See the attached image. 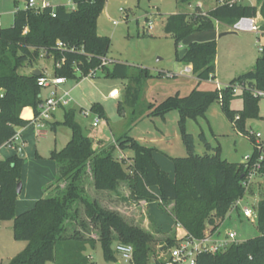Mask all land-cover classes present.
I'll list each match as a JSON object with an SVG mask.
<instances>
[{
	"label": "trees",
	"instance_id": "obj_1",
	"mask_svg": "<svg viewBox=\"0 0 264 264\" xmlns=\"http://www.w3.org/2000/svg\"><path fill=\"white\" fill-rule=\"evenodd\" d=\"M14 1L18 4L21 0ZM72 2L75 8L71 10L64 6L47 8L40 13L19 9L13 25L0 29V148L15 137L18 128L30 124L21 117L24 108L32 107L35 114L39 112L42 102V88L38 86L40 77L32 73L23 74L20 70H34L40 54L44 53L46 59L54 60V77L79 82L80 78L100 68L108 77L128 81L124 102L118 104L119 112L127 117L128 128L147 112L151 117H165L171 111H178L188 156L171 158L174 165V175L171 177L155 161V149L139 145L126 133L117 138L116 143L121 150H134L132 163L125 158L118 160L113 156V146L97 152L93 140L78 123L76 112L66 111L64 125L70 129L71 139L62 150L51 153V159L57 165L58 178L50 186L49 197L38 200L33 208L17 214V187L21 180L22 158L16 153L9 159L0 160V222L11 221L14 239L26 244L9 264H91L87 249H94L97 243L101 244L107 261H117L112 246L120 243L133 247L132 264H169L170 250L180 240L176 234L158 241L150 231L91 199L86 183L90 180L95 190L113 193L126 186L131 200L158 202L159 207L173 217L186 234L197 240L203 239L209 228L211 233L220 228L238 201L249 193L251 196L255 194L254 185L248 188L243 185L247 173L259 157L256 141L248 135L245 122L259 117L261 98L244 91V108L241 111L230 108L235 96L230 89H217L215 93L195 89L187 97L175 95L159 104L145 101L143 90L152 76L147 69L119 62L109 64L112 70L109 65H102L101 59L108 57L111 42L109 38L100 36L97 29L107 0ZM216 2L217 5L209 13L196 7L190 15L168 17L165 32L173 38L178 49L192 34L214 30L216 23L230 27L241 18H255L258 13L264 18V1L260 10L258 6L235 0ZM59 42L68 49L58 48ZM186 47L188 51L183 59H179L180 50L177 59L192 66V73L198 82L214 79L216 42H194ZM77 69L82 76L77 74ZM236 83H247L264 92V44L254 69L230 84ZM214 101L221 103L235 129L247 135L251 141L254 149L247 164L222 159L220 148H212L203 134L200 136L206 152L202 155L195 153L194 137L185 130L186 120L204 116ZM90 111L100 118H106L100 104H93ZM236 116H239V120L235 119ZM259 177L264 180V161L256 179ZM170 206H173L172 210ZM253 211L257 236L232 244L225 251L200 254L197 264H264V197L253 206Z\"/></svg>",
	"mask_w": 264,
	"mask_h": 264
},
{
	"label": "rangeland",
	"instance_id": "obj_2",
	"mask_svg": "<svg viewBox=\"0 0 264 264\" xmlns=\"http://www.w3.org/2000/svg\"><path fill=\"white\" fill-rule=\"evenodd\" d=\"M250 1L256 2L257 0H246L245 3ZM60 3L67 8L74 7L72 0H60ZM216 5V0H107L105 8L99 17L97 30L100 36L110 39L109 60L147 69L150 72L152 76L148 78L143 90L145 101L159 104L168 97L175 95L184 98L191 94L186 96L184 95L186 94L185 92L194 90L196 86L197 90L215 93L219 86L225 87L239 76L254 69L256 59L261 55L259 46H263L264 37L241 31L220 37V34L232 31L218 23H216L214 30L192 34L183 41V44L210 41H215L217 44L216 77L211 80L198 82L193 73H185L189 65L177 59V53L183 47L177 48L173 38L165 32V26L168 17L171 15H190L197 6L201 7L204 13H209ZM25 6L26 2L23 0L19 1L18 4L14 0H0L1 28L12 26L16 11L24 9ZM114 21H117L118 24L114 25ZM150 25H152V29H149ZM258 27L261 29V25L258 24ZM36 64L37 67L35 69L41 70L47 78H54L55 64L53 59H46L45 54L41 53L40 59ZM109 69L112 70V65H109ZM32 71L28 68L20 70L23 74H29ZM78 75L82 76L81 72H78ZM80 79L79 82L74 79H67L66 83L59 88L49 87L41 89L40 98L43 101L52 94L60 97L64 92H70L72 98V103L65 110L58 111L53 115L52 121L46 123V127L43 129V131H46L45 135L40 136L35 125L31 123L35 117V110L32 107L22 110V118L29 121L30 124L24 128L17 129L18 133L19 131L23 132L20 143L17 146H21L25 154L22 158L21 166L20 182L22 183V190L18 194L16 201L17 214L33 208L38 200L47 198L51 194L50 186L58 178L57 165L51 159V153L62 150L71 138L70 129L64 125V113L66 111L74 110L76 112L78 123L82 126L84 132L89 135L97 131L91 126L96 117L95 114L90 112L91 106L95 103L100 104L106 118H99V128L106 127L108 132H112L115 143L117 138L122 137L126 133L141 146L151 147L149 144L155 142L159 146V148L154 147L156 152L159 150L168 156L164 164L161 165L162 167L159 166L171 175L174 172L171 158L188 156V152L184 156L178 155L181 146H185L182 139L180 113L178 111H171L165 117H151L149 116L150 112H147L136 124L128 128L127 117L118 110V100L108 98L111 90L115 88L120 90L124 85V90L120 92V98L124 102L125 89L128 82L108 77L102 70L97 71L94 77L87 78V76H84ZM258 105L259 117L246 120L245 129L247 133L255 132L264 136V98H261ZM230 108L234 111H241L244 108L242 92L234 96ZM83 110L90 113L88 118H84L81 115L80 111ZM217 110L221 111V114ZM209 113L210 117L212 116V123L207 118ZM174 115L177 117L173 120L172 117ZM218 116L220 118H217ZM55 117L58 124L54 123ZM230 122L219 101H214L210 104L204 116H199L197 119H187L185 130L187 133H194L193 135H195V153L202 155L205 152L204 144L199 138V134H203L213 146L220 148L222 159L229 158L231 162L239 163L244 160V157L251 155L253 153V145L248 140L247 135L243 134L245 137L238 135V132L232 127ZM52 125H57V129L52 130ZM166 134L171 136L179 134L181 140L176 143L171 141V145L161 140ZM137 138H141L142 141H138ZM98 149L95 150L99 152ZM112 153L115 158L121 160L131 158L134 155V150L130 148L121 150L120 147L116 146ZM15 154L16 148L14 146L10 144L4 145L0 150V160L9 159ZM120 157L121 159H119ZM252 185H254L255 194L251 196L249 193L243 199L242 205L253 209V206H256L259 200L264 197V180L259 177ZM86 189L91 199L97 200L106 208L119 212L127 221L140 226L146 231H150L158 241L174 236L175 230L171 232L155 231L156 226L161 227L160 225H162L164 228L175 226L170 219L172 217L161 209L159 205H153L149 209V215L152 220L155 223H159L156 226L152 222H145L143 209L139 204L129 209V201L132 203L134 201L130 199V191L126 186L120 187L118 193L103 192L95 190L89 180L86 183ZM126 198L128 201H125ZM117 207H119L120 211H118ZM130 210L132 212L128 214ZM77 227L80 226L77 224ZM223 227L233 229V232L237 233L239 241H245L258 235L254 221L247 220L242 216L238 217L235 214L231 220H228V218L225 220ZM209 232L210 230L208 229L206 234ZM176 233L178 239L186 235L185 230L180 227H176ZM8 234L12 236V228L9 229ZM92 236L96 237L95 235ZM117 244L115 243L112 246L117 261H107L103 254V248L99 243L96 244L94 249L88 247L86 254L90 263L132 264V262L125 263L117 254ZM46 264L52 263L47 262Z\"/></svg>",
	"mask_w": 264,
	"mask_h": 264
},
{
	"label": "built area",
	"instance_id": "obj_3",
	"mask_svg": "<svg viewBox=\"0 0 264 264\" xmlns=\"http://www.w3.org/2000/svg\"><path fill=\"white\" fill-rule=\"evenodd\" d=\"M236 2H245L246 0H235ZM47 8H55L50 3L46 1H42L38 3L37 0H28L26 3L25 9H31L36 13H40ZM122 11V10H121ZM54 15V14H53ZM1 18V16H0ZM114 25H117L118 22L114 21ZM2 27V22L0 20V29ZM149 29H152V25L149 26ZM229 30L232 32H251L255 34L260 33V29L258 27V23L255 18H241L238 22H236L233 26L229 27ZM57 47L60 49H68L62 43H58ZM263 46H259V51L262 52ZM71 51H74L72 49ZM102 65L107 66L112 63L108 57H104L101 59ZM100 68L91 71L87 78L94 77L99 71ZM80 72L77 69V74ZM186 73H191L192 69L187 68L185 70ZM66 78L64 77H54V78H47L46 76L40 77L38 79V86L40 88H59L60 86L66 83ZM230 89L234 95H238L239 93H243L244 91H250L254 97L264 98V92L259 91L253 87H250L247 83H236V84H229L225 87H220L218 90H225ZM120 96L119 90L114 89L109 94L108 97L112 99H117ZM72 103L71 93L64 92V94L60 97L52 94L49 98L45 101L42 100L41 104L39 105V112L35 114L34 120L32 124L38 130L39 135L41 136L44 131L43 129L46 127V123H49L53 119V115L56 114L60 110H65ZM91 112V111H90ZM81 115L84 118H88L90 113L88 111H80ZM92 113V112H91ZM99 116L96 115L94 118L91 126L92 128H97L100 124ZM236 120H239V116H236ZM248 135L255 139L257 144V149L259 151V157L250 171L247 173L245 180L243 181V185L248 188L251 186L256 178L260 175V170L262 168V162L264 161V136L260 133L250 132ZM20 141V135L17 133L15 137L8 143L14 148H17V144ZM7 145V144H6ZM252 155H248L244 158V163L247 164L251 160ZM242 201V200H241ZM241 201H238L233 207H241L240 210L242 211V215L244 218L254 221L255 214L252 208L248 206H242ZM215 233H208L203 239L197 240L192 236L186 234L185 237L179 240V244L170 250L171 255V262L169 264H197V258L200 254L203 253H217L221 251H225L228 247L232 244H237L240 241L238 240L237 233L230 231L228 232L225 237L223 238H215ZM219 234V233H218ZM116 252L121 257V259L125 263H131L133 261L134 249L131 245H125L118 243L116 245Z\"/></svg>",
	"mask_w": 264,
	"mask_h": 264
},
{
	"label": "crops",
	"instance_id": "obj_4",
	"mask_svg": "<svg viewBox=\"0 0 264 264\" xmlns=\"http://www.w3.org/2000/svg\"><path fill=\"white\" fill-rule=\"evenodd\" d=\"M43 0H37V2L38 3H41ZM44 1H46V2H48V3H50L53 7H57V6H63L61 3H60V0H44ZM262 1H264V0H261V1H256V2H252V1H250L249 3H246V4H248V5H251V6H258V9L260 10V8H261V2ZM197 7H199V6H197ZM67 8V7H66ZM75 8V5H74V7H71V8H68V9H74ZM255 19H256V21H257V23L259 24V25H261V26H263V28H261L260 29V33L259 34H255V35H262L263 37H264V18L262 17V15L260 14V13H258V15H257V17H255ZM218 24H220V25H224V24H221V23H218ZM224 26H226L228 29H229V26H227V25H224ZM228 33V32H227ZM247 33H251V32H247ZM223 34V33H222ZM222 34H220V35H222ZM219 35V36H220ZM229 35V34H228ZM226 36V35H225ZM188 44H181V46L180 47H183V48H185L186 46H187ZM257 59H258V57H257ZM257 59H256V61H257ZM256 64V63H255ZM188 68H191L192 69V66H188ZM186 73V72H185ZM192 73V72H191ZM191 73H186V74H191ZM128 82V81H127ZM128 85V84H127ZM196 88H197V86H196ZM195 88V89H196ZM116 89V88H115ZM194 89V88H193ZM194 89V90H195ZM114 90V89H113ZM124 90V85H123V87L119 90V93L121 92V91H123ZM112 91V90H111ZM110 91V92H111ZM186 91V90H185ZM193 91V90H192ZM191 90H188V91H186L185 93L186 94H184V95H189L191 92H192ZM182 95V94H181ZM109 98V97H108ZM109 99H111V100H118V103H120L121 101H122V99L120 98V96L117 98V99H112V98H109ZM149 103H151V102H149ZM152 103H154V104H157L156 102H152ZM219 110H221V109H219ZM218 111V110H217ZM209 112H211V111H209ZM219 112V114H221L220 112L221 111H218ZM171 114V113H170ZM35 116V115H34ZM168 116H170V115H168ZM21 117H22V114H21ZM177 116L176 115H174L172 118H173V120L176 118ZM207 118L211 121V123H212V116L210 117V113H209V116L207 115ZM217 118H220L219 116L217 117ZM32 123V122H31ZM54 123H57L58 124V121L56 120V117H55V119H54ZM231 123V125H232V127L235 129V127H234V125H233V123L232 122H230ZM210 125V124H209ZM99 126L97 127V128H94V129H97V131H95L94 133H90L88 136L93 140V142H94V148L95 149H98V151L100 152L101 150H103V149H105V148H107V147H110V146H113V145H116L117 146V143H115V141H114V134L112 133V132H108L107 131V128L106 127H103V128H99ZM51 129L52 130H56L57 129V125H52L51 126ZM22 130V129H21ZM237 131V130H236ZM238 132V135H240V136H244L241 132H239V131H237ZM17 133H18V130H17ZM22 131H19V135H20V138L22 137ZM192 133V132H191ZM46 134V131H44V133L42 134V135H45ZM194 134V133H193ZM193 134H191V135H193ZM201 134H199V138H200V140H201V136H200ZM193 137H194V141H195V135H193ZM245 137V136H244ZM204 138H205V140H206V142L212 147V148H217V147H215V146H213L212 145V143L211 142H209V140L207 139V137L206 136H204ZM248 138V137H247ZM71 139V138H70ZM137 140L138 141H142V139L141 138H137ZM161 140L162 141H164V142H166V143H169V144H171V141H174L175 143L176 142H179V140H181V136L179 135V134H177V135H175V136H171V135H168V134H166V135H164L162 138H161ZM248 140H249V138H248ZM156 141V140H155ZM250 141V140H249ZM69 142V141H68ZM201 142L204 144V142L201 140ZM251 142V141H250ZM19 143H20V141H19ZM252 144V143H251ZM67 145V144H66ZM151 147H153V149H155L154 147H156V148H159V146H157V144H155V142H151V144H149ZM172 145V144H171ZM177 145H179V146H181L180 144H177ZM116 146H114V147H116ZM150 147V148H151ZM2 148V147H1ZM1 148H0V150H1ZM186 147L184 146V147H182L181 146V149H179V154L178 155H181V156H184V155H187V149H185ZM204 148H205V152H206V147H205V144H204ZM254 149V148H253ZM156 150V149H155ZM186 150V151H185ZM195 150H196V148H195ZM204 152V153H205ZM213 152V150L212 151H210V153H212ZM16 153H17V148H16ZM171 153V152H170ZM165 154L163 153V152H161V151H157V152H155L154 153V159H155V161L161 166V165H163L164 164V161H165V159L168 157L167 156V154L164 156ZM170 155H172V154H170ZM201 155V154H200ZM185 157H187V156H185ZM230 157V156H229ZM133 158V155H132V157L131 158H128V162L129 163H132V159ZM222 158V157H221ZM245 158V157H244ZM119 159H121V157L119 158ZM225 160H227L228 162H231L230 160H229V158H225ZM244 161V160H243ZM243 161H240L239 163H244ZM232 163H237V162H232ZM162 167V166H161ZM171 177H173V175H174V172H173V175H171V174H169ZM155 191V193L156 194H158V191H157V189H155L154 190ZM130 196V195H129ZM128 196V197H129ZM128 201V199L126 198L125 199V201ZM243 201V200H242ZM241 201V202H242ZM129 209L130 208H133V207H135V206H137L138 204L142 207V212H143V216L145 217V222H148V223H153V224H155V226L157 225V224H159V223H155L153 220H152V218H151V216L149 215V209H150V207L151 206H153V205H158V202H151V203H147V202H144V201H141V202H136V204H135V202H131V201H129ZM241 205H242V203H241ZM243 207L245 206V205H242ZM118 208V211H120V209H119V207H117ZM172 208V206H170L169 207V209H171ZM241 208V207H240ZM240 208L239 207H233L232 209H231V211L229 212V214L227 215V217L225 218V220L228 218V220H231L232 219V216L235 214L236 216H238V217H243V215H242V211L240 210ZM132 211L130 210L129 212H128V214H130ZM17 213V212H16ZM171 220H172V222L175 224V226H171L170 228L169 227H166V228H164V227H162V225H160L161 227H157V229H156V227H155V231L157 232V231H162V232H171L172 230H175V234H177L176 233V227H180V228H182L181 226H179V225H177L176 223H175V221H174V219H173V217L172 218H170ZM225 220H224V222H225ZM248 220V219H247ZM224 222L222 223V225L220 226V228L217 230V231H215V232H212V233H215L214 235H216L215 236V238H218V237H220V238H223V237H225V235L228 233V232H230V231H233V229H231V228H229V229H226V228H224L223 227V224H224ZM160 224H162V223H160ZM13 227V223L11 222V221H5V222H0V264H9L10 263V261L15 257V256H17L20 252H22L23 250H24V248L26 247V244L25 243H23V242H17L15 239H14V236H13V234H12V236H10V234H8L9 233V229H11ZM209 230H210V228H209ZM12 231H13V229H12ZM186 233V232H185ZM210 233H211V231H210ZM219 233V234H218ZM176 237H177V235H176ZM238 237V236H237ZM178 239V238H177ZM182 239V238H181ZM240 242H242V240H240ZM119 264V263H118Z\"/></svg>",
	"mask_w": 264,
	"mask_h": 264
},
{
	"label": "water",
	"instance_id": "obj_5",
	"mask_svg": "<svg viewBox=\"0 0 264 264\" xmlns=\"http://www.w3.org/2000/svg\"><path fill=\"white\" fill-rule=\"evenodd\" d=\"M228 34H236V32L223 33L222 35H220V37L225 36V35H228ZM187 51H188V48H187V47H185V48H183V49H181V50L179 51V59H180V60L183 59V57L185 56V54L187 53ZM42 74H43V72H42L41 70H39V69H34V70L32 71V75L37 76V77H41ZM17 154H18V156H19L20 158H23L24 155H25V154H24V151H23V149H22V147L19 146V145L17 146ZM21 190H22V183L20 182V183L18 184V187H17V193L19 194V193L21 192Z\"/></svg>",
	"mask_w": 264,
	"mask_h": 264
}]
</instances>
